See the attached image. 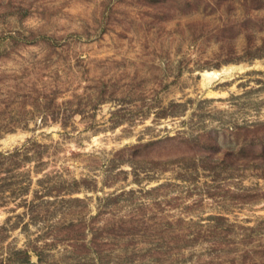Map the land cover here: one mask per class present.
I'll return each mask as SVG.
<instances>
[{
	"label": "rangeland",
	"instance_id": "1",
	"mask_svg": "<svg viewBox=\"0 0 264 264\" xmlns=\"http://www.w3.org/2000/svg\"><path fill=\"white\" fill-rule=\"evenodd\" d=\"M0 264H264V0H0Z\"/></svg>",
	"mask_w": 264,
	"mask_h": 264
},
{
	"label": "bare ground",
	"instance_id": "2",
	"mask_svg": "<svg viewBox=\"0 0 264 264\" xmlns=\"http://www.w3.org/2000/svg\"><path fill=\"white\" fill-rule=\"evenodd\" d=\"M236 68L238 69L240 67L226 66L222 67V69L219 70H204L201 73L202 84L207 85L216 79L225 78V76L229 77L230 75H232L233 71L236 70Z\"/></svg>",
	"mask_w": 264,
	"mask_h": 264
}]
</instances>
